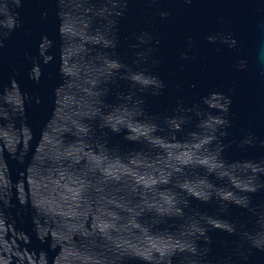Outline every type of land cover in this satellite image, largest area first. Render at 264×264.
<instances>
[{"label": "water", "instance_id": "1", "mask_svg": "<svg viewBox=\"0 0 264 264\" xmlns=\"http://www.w3.org/2000/svg\"><path fill=\"white\" fill-rule=\"evenodd\" d=\"M0 264H264V0H0Z\"/></svg>", "mask_w": 264, "mask_h": 264}]
</instances>
